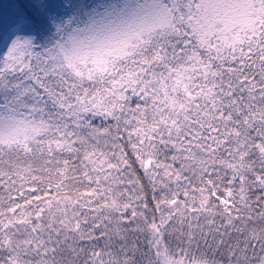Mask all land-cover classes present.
Segmentation results:
<instances>
[{"label": "snow or ice", "instance_id": "6c2138e0", "mask_svg": "<svg viewBox=\"0 0 264 264\" xmlns=\"http://www.w3.org/2000/svg\"><path fill=\"white\" fill-rule=\"evenodd\" d=\"M0 264H264V0H0Z\"/></svg>", "mask_w": 264, "mask_h": 264}, {"label": "rangeland", "instance_id": "374dc122", "mask_svg": "<svg viewBox=\"0 0 264 264\" xmlns=\"http://www.w3.org/2000/svg\"><path fill=\"white\" fill-rule=\"evenodd\" d=\"M2 2H4V3H7V2H8V0H2Z\"/></svg>", "mask_w": 264, "mask_h": 264}]
</instances>
